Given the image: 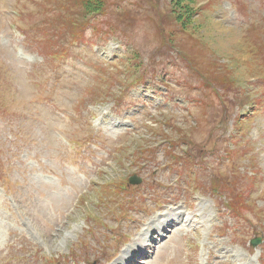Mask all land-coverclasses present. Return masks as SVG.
I'll return each mask as SVG.
<instances>
[{
  "label": "rangeland",
  "instance_id": "rangeland-1",
  "mask_svg": "<svg viewBox=\"0 0 264 264\" xmlns=\"http://www.w3.org/2000/svg\"><path fill=\"white\" fill-rule=\"evenodd\" d=\"M57 1L0 0V264H264V0H188L189 23L172 0H106L94 24L118 35ZM164 141L202 163L158 170Z\"/></svg>",
  "mask_w": 264,
  "mask_h": 264
},
{
  "label": "trees",
  "instance_id": "trees-1",
  "mask_svg": "<svg viewBox=\"0 0 264 264\" xmlns=\"http://www.w3.org/2000/svg\"><path fill=\"white\" fill-rule=\"evenodd\" d=\"M178 1H180L182 3L181 7H179ZM172 3L176 8L180 9L181 11L184 10L183 13H185V16L183 14H181V15H178L177 17H175L174 18L175 21L180 20L184 17L183 21L185 23H189L190 18L193 14L192 10L194 12V9L191 8V3L188 0H172ZM82 5H83L84 13L87 15H92V17H95L96 15H100V14L103 16L104 11L107 8L106 0H83ZM108 8H110V5ZM173 14H178V11H173ZM261 30H262V27H260V26L256 28V33H254V38L256 40L254 41V43L257 42V36H260ZM252 33H253V31H252ZM185 57L188 58L187 56H185ZM212 70H214V68H212ZM218 72H219L218 70L217 71H210L208 73V76L211 77L213 82H215V83H219V84L221 82L226 83L227 77L224 76L222 73L219 74ZM215 75H218V76H215ZM123 77L126 80L132 79L131 76L128 74L123 75ZM115 81L116 80H113L112 83L108 86L111 87ZM109 95H111V92H109Z\"/></svg>",
  "mask_w": 264,
  "mask_h": 264
},
{
  "label": "bare ground",
  "instance_id": "bare-ground-1",
  "mask_svg": "<svg viewBox=\"0 0 264 264\" xmlns=\"http://www.w3.org/2000/svg\"><path fill=\"white\" fill-rule=\"evenodd\" d=\"M111 125V124H110ZM113 128H116L117 126H114V125H111ZM112 128V129H113ZM167 216V215H166ZM163 217V216H162ZM160 227H165V226H160ZM145 231V230H144ZM147 231V230H146ZM142 235V234H141ZM143 237H144V235H142ZM141 236V237H142ZM145 238H147V240H151L152 238H151V236H149V237H145ZM140 240V239H139ZM144 240H146V239H144ZM146 240V241H147ZM140 254V253H139ZM136 254H134V256H131V258H129V259H127L126 261H122V264H132L135 260H136Z\"/></svg>",
  "mask_w": 264,
  "mask_h": 264
}]
</instances>
